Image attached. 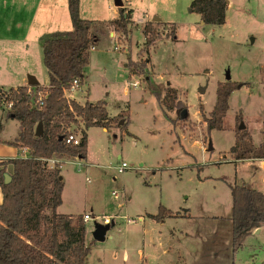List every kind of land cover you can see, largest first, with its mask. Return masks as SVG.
<instances>
[{"label":"rangeland","instance_id":"1","mask_svg":"<svg viewBox=\"0 0 264 264\" xmlns=\"http://www.w3.org/2000/svg\"><path fill=\"white\" fill-rule=\"evenodd\" d=\"M15 1L22 11L37 0H0V59L7 56L0 80L17 64L21 71L30 68L27 75L47 85L41 39L59 25L31 41L27 51L19 44L10 48L13 38L28 37L25 30L11 28ZM79 1L81 19L117 17L113 0ZM192 1L128 0V39L112 30L98 34L88 50L83 84L65 93L81 105L103 102L108 115L105 131L86 130V157L68 159L59 167L63 189L56 212L100 219L83 223L90 248L85 264H264V223L258 232L245 231L236 250L231 226L225 229L231 213L229 185L249 182L264 191L260 169L235 164L229 152L240 125L254 145L262 142L264 0H225L222 25L204 24L190 13ZM50 11L54 15L49 21L59 20L64 28L67 0H55ZM154 18L160 22L161 36L146 51L141 27ZM171 25L175 40L166 37ZM129 61H148L146 73L135 74ZM226 83L235 88L222 129L208 131L205 119L215 105L216 89ZM155 92L162 97L173 94L180 106L161 107ZM181 110L186 111L184 119ZM4 120L0 114V122ZM17 130V122L7 121L0 140H12ZM16 152L14 146L0 143V159H13ZM122 162L126 168L118 173ZM160 206L163 219L149 218ZM173 214L184 217H166ZM103 217L112 225L103 241H93L94 225H105ZM131 219L136 224L129 223Z\"/></svg>","mask_w":264,"mask_h":264},{"label":"trees","instance_id":"2","mask_svg":"<svg viewBox=\"0 0 264 264\" xmlns=\"http://www.w3.org/2000/svg\"><path fill=\"white\" fill-rule=\"evenodd\" d=\"M225 0H193L188 11L200 16L207 25H222L225 20ZM71 22L69 31L53 32L42 37V63L47 73L46 86H18L0 90V103L12 102L5 119L18 123V132L8 144L25 150L23 157L0 161V264H85L89 245L85 243L82 217L59 214L63 182L58 165L49 166L47 160L60 162L70 158L84 159L87 150L86 130L108 127V115L103 102L79 104L66 97V89L77 80L83 84L88 63V50L102 31L112 30L128 39L130 12L117 8L118 17L108 21H92L79 16V0H67ZM160 22H146L141 27L144 50L160 38ZM166 37H175L174 25ZM148 61L132 62L129 67L138 75L146 73ZM234 85L228 83L216 89V102L205 119L208 131L221 130L227 111V101ZM171 92L173 93L172 89ZM41 95V96H40ZM157 102L168 109L179 107L175 96L154 93ZM40 98V99H39ZM1 106V105H0ZM186 114L181 110V114ZM181 119H184L181 117ZM41 124L42 135L34 132ZM262 142L255 147L249 134L236 130L235 144L229 150L235 161L264 160V118ZM1 129V125H0ZM79 137L77 145L67 144L66 136ZM11 177L3 183L2 175ZM231 197V241L233 250L250 228L264 223V193L244 184L229 185ZM164 209L149 218L161 221ZM94 241V240H93Z\"/></svg>","mask_w":264,"mask_h":264},{"label":"crops","instance_id":"3","mask_svg":"<svg viewBox=\"0 0 264 264\" xmlns=\"http://www.w3.org/2000/svg\"><path fill=\"white\" fill-rule=\"evenodd\" d=\"M121 2H122V7L124 9H126L127 11H130V10H128L129 8L127 7L128 0H121ZM54 3H55V0H37L36 3L31 4L27 7H25L26 8L25 10L20 11V5L17 3V1H15V5H14L15 10L10 12L11 18L9 17L11 19V28L25 30V32H23V33L24 34L26 33L28 35V37H27L26 41H23L21 37H18L17 40L15 38H13L14 41L12 42V45L10 48L13 49L14 45L19 44L22 46L23 50L27 51L29 49L30 44H32L31 41H33L36 38L40 39L41 35L43 33H45L44 31L46 29H49V27H51L54 24H58L59 28H56L57 30H55L53 32L67 31V29H69V25L71 26L69 15H68V20H67V18H65L67 21L63 20L62 24H63L64 28L60 27L61 23L59 20L58 21L54 20L52 23L49 21V19L52 18L51 14L54 15L53 12L50 11V8L52 7V5ZM23 6H26V5L23 4ZM54 7H57L60 9V5H56ZM79 8H80V4H79ZM61 10H62V6H61ZM115 10H116V12L113 11V12H115L114 15H116L118 17V10L116 7H115ZM67 12H68V9H67ZM23 17L25 19H23ZM113 19H115V18H113ZM0 22H2V20H0ZM147 22H149V21H147ZM53 32H51V33H53ZM113 34H114L113 32H109V36L113 35ZM18 35H21V32H19ZM0 60H1L0 67L2 70L5 71L3 65H4V62L7 61V56H3V57L1 56ZM6 72H8L9 75H6V77H4L0 80V88L7 89V88H11V87L15 88L18 86H27V77L31 73L30 68L26 67L24 71H21L18 68V65L16 64V69L14 71L10 70V71H6ZM38 85H40V84L38 83ZM40 86H46V85L42 84ZM0 112H1L0 113L1 116L4 115V119H5L6 111L0 110ZM7 121H10V119H5L4 121L0 122V125H1L0 132L2 131L3 125ZM12 121H14V120H12ZM103 130L105 131V129H103ZM17 132H18V130L16 131V134H17ZM15 137H16V135H15ZM15 137H13V139L10 141L0 140V143H2V142L10 143L14 140ZM252 144H253V142H252ZM260 144H261V142L258 145L253 144V146L257 147ZM24 154H25V150L20 151L18 149H17L16 154L12 153V155L15 158L23 157ZM15 158H13V159H15ZM70 159H73V158H70ZM0 161H3V159H0ZM64 161H66V160H64ZM234 163L235 164H249L252 168L260 169L261 174L264 176V160H259V159L253 158V159H248V160L234 161ZM248 183L249 182H247V185H246L245 182H242V184L246 185L247 187L257 190V188H255V186H251V184H248ZM252 185H254V184H252ZM258 191H260V190H258ZM260 192L264 193V191H260ZM116 195H117V193H115L114 196H116ZM0 202H1V195H0ZM166 217L167 218H171V217L181 218L184 216L173 214V215L166 216ZM139 218L141 219V217H139ZM141 221H142V219H141ZM228 224H229V228H230V226H231L230 221L227 219L226 224H225L226 225V227H225L226 231H227ZM254 231L258 232L259 228H255ZM223 234H224V232H223ZM187 246H189V245H187ZM185 249H186V247H185Z\"/></svg>","mask_w":264,"mask_h":264},{"label":"built area","instance_id":"4","mask_svg":"<svg viewBox=\"0 0 264 264\" xmlns=\"http://www.w3.org/2000/svg\"><path fill=\"white\" fill-rule=\"evenodd\" d=\"M80 88V85H79V83L77 82V80H74L71 84H70V86L66 89V93H69V92H73V91H76V90H78ZM0 90H2V88H0ZM5 91H6V89H4ZM0 93H3V91L1 92L0 91ZM41 96V95H40ZM40 99V98H39ZM0 110H4V111H7V110H9L10 108H11V106H12V102H2V103H0ZM65 142L67 143V144H73V145H77L78 143H79V137L78 136H75L74 134H72V133H69L67 136H66V139H65ZM47 162H48V164H49V166H55V165H58L59 167H60V161L59 160H57V159H55V158H50V159H48L47 160ZM125 168H126V164L124 163V162H122L121 164H120V166L117 168V171H118V173H121L123 170H125ZM112 195H115V193L114 192H112ZM93 220V221H97V220H100L99 219V217H94V216H90V215H87V214H84L83 216H82V222L84 223V222H87V221H89V220ZM101 221H102V223L103 224H105V225H108L109 224V219L108 218H106V217H103V218H101ZM137 221V220H136ZM136 221L135 220H133V219H131V220H129L128 222L129 223H131V224H136ZM138 221L139 222H141V219L140 218H138ZM111 224V223H110Z\"/></svg>","mask_w":264,"mask_h":264},{"label":"water","instance_id":"5","mask_svg":"<svg viewBox=\"0 0 264 264\" xmlns=\"http://www.w3.org/2000/svg\"><path fill=\"white\" fill-rule=\"evenodd\" d=\"M114 6L116 8H121L122 7V2L121 0H113ZM153 22H159L158 19L154 18L152 20ZM228 76L226 77V80L228 81ZM38 85L37 81L35 80V78L33 76H28L27 77V86H35ZM203 92V90H201ZM200 91V92H201ZM182 118L186 117V114L184 115L183 113L181 114ZM244 127L242 125L239 126L238 130H243ZM42 135V127L41 124H38L37 127L35 128V132H34V136L35 137H40ZM207 150H211V148L209 147ZM3 178V183L4 184H8L11 181V177L9 174L4 173L2 175ZM112 225V224H110ZM110 225H99V224H95L94 225V229L92 232V239L96 242H101L104 240V236L105 233L107 232V230L109 229Z\"/></svg>","mask_w":264,"mask_h":264}]
</instances>
